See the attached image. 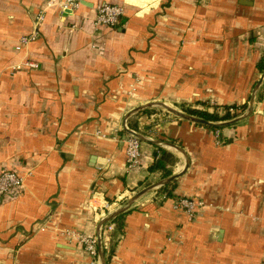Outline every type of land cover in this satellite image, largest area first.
Returning a JSON list of instances; mask_svg holds the SVG:
<instances>
[{
	"label": "crops",
	"instance_id": "crops-1",
	"mask_svg": "<svg viewBox=\"0 0 264 264\" xmlns=\"http://www.w3.org/2000/svg\"><path fill=\"white\" fill-rule=\"evenodd\" d=\"M58 1L0 0V172L24 180L0 199V264H90L79 236L165 178L149 170L159 148L183 170L179 150L148 140L127 168L124 120L188 166L171 195L156 187L124 211L106 264H264V0ZM101 2L123 5L117 25L95 24ZM41 9L37 39L15 49ZM259 80L251 113L216 129L158 105L129 114L153 101L247 108ZM177 197L204 206L190 218Z\"/></svg>",
	"mask_w": 264,
	"mask_h": 264
},
{
	"label": "built area",
	"instance_id": "built-area-1",
	"mask_svg": "<svg viewBox=\"0 0 264 264\" xmlns=\"http://www.w3.org/2000/svg\"><path fill=\"white\" fill-rule=\"evenodd\" d=\"M82 0H60L57 2V7L60 9H77ZM52 2H48L50 6ZM95 24L113 27L120 21L121 16L124 14V7L121 4H114L109 2H101L95 8ZM44 20V9L40 10L36 15L35 29L26 35L19 37L15 49L19 50L30 41L36 40L38 37V25ZM25 64L33 65V63L26 62ZM212 104V103H211ZM126 166L129 169L139 167L141 165V140L131 133H128L124 138ZM23 177L14 170H3L0 172V199H2L9 191L18 190L23 186ZM163 194L161 198H165ZM204 206V201L190 197H177L174 199V207L183 210L188 217L193 218L198 214V210ZM109 212V205H106L104 210L101 209L98 213L101 216L107 215ZM114 225L105 222L99 228L100 239L104 247L108 246L110 232ZM84 250L90 255V264H100L99 255L97 250V237L96 234L79 236Z\"/></svg>",
	"mask_w": 264,
	"mask_h": 264
},
{
	"label": "water",
	"instance_id": "water-1",
	"mask_svg": "<svg viewBox=\"0 0 264 264\" xmlns=\"http://www.w3.org/2000/svg\"><path fill=\"white\" fill-rule=\"evenodd\" d=\"M260 82H261V80H259L257 82L256 87H255V89L252 92V95H251L250 100L248 102L246 111L243 114H241L239 116H236L234 118L228 119V120L212 122V121L203 119L201 117H197V116L182 112V111L176 109L175 107L170 106V105H168V104H166V103H164L162 101L147 102L146 104H142L140 106H137L129 114L137 112V111H139V110H141L143 108H146L147 106H150V105H158V106L162 107L163 109H165L166 111L174 114L175 116H178L180 118L189 120V121L194 122V123L212 125V126H216V127L230 125V124L236 123V122L246 118L251 113L252 108H253L254 98H255V91H256L258 85L260 84ZM123 125H124V129L126 130L127 133L133 134L134 136H136L140 140H148V141H151V142H153L155 144H158V145L171 146V147H174L175 149L179 150L184 155L185 166H184L182 171H180L178 173H175V174H171V175H169V176H167L165 178H162L161 180H158V181H156V182H154V183L142 188L141 190L137 191L135 194H133L131 197H129L127 199L126 203L122 207L116 209L115 211L109 212L107 215H105L99 221L95 234H96V237H97V250H98L100 264H106L105 256H104L103 244H102V241L100 239V234H99V228L102 226V224H104L105 222L111 220L113 217L117 216L118 214L124 212L126 209H128L133 204V202L135 200H137L139 197H141L142 195L146 194L150 190H152V189H154L156 187L165 185V184L171 182L172 180H174L175 178L181 176L184 173V171L187 168V166H188V158H187L185 152L183 151V149L180 146H178V145H176L174 143L163 141V140H156V139H151V138L144 137L142 134L127 128L126 124H125V120H124Z\"/></svg>",
	"mask_w": 264,
	"mask_h": 264
},
{
	"label": "trees",
	"instance_id": "trees-1",
	"mask_svg": "<svg viewBox=\"0 0 264 264\" xmlns=\"http://www.w3.org/2000/svg\"><path fill=\"white\" fill-rule=\"evenodd\" d=\"M205 105L208 106V104L205 103ZM204 105V106H205ZM214 110L209 111L206 108L203 109H197V108H190L184 105H181V109L188 114L201 117L203 119L209 120V121H219V120H225L230 119L234 116H237L241 112L244 111L246 108V104L237 106L236 104H230V105H224V106H218L214 105ZM223 109V113L220 114L218 110ZM239 109V111H236ZM232 110H235L233 113ZM213 129H216L215 126L210 125ZM160 154H156V160L155 162L149 166L150 171H161V177H166L171 174V170L166 168V164L173 160V154L168 152L164 148H159ZM171 182L167 183L159 188V191H164L166 193V196L171 195V192L169 191V186H171ZM126 212H122L121 214H118L117 216L113 217L111 220L108 221V223H112L114 225V233L112 232L109 238V245L108 249H104L105 257H106V263L108 262L109 256L113 251L114 245L117 241L116 234L121 233L123 231V215Z\"/></svg>",
	"mask_w": 264,
	"mask_h": 264
},
{
	"label": "rangeland",
	"instance_id": "rangeland-1",
	"mask_svg": "<svg viewBox=\"0 0 264 264\" xmlns=\"http://www.w3.org/2000/svg\"><path fill=\"white\" fill-rule=\"evenodd\" d=\"M211 103H212V104H211ZM208 105H215V104H213V102H208ZM232 112L234 113L235 110H232Z\"/></svg>",
	"mask_w": 264,
	"mask_h": 264
}]
</instances>
